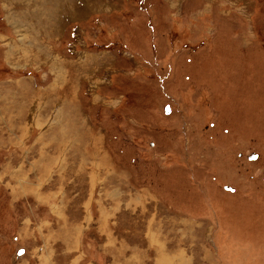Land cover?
<instances>
[{
    "label": "rangeland",
    "instance_id": "1",
    "mask_svg": "<svg viewBox=\"0 0 264 264\" xmlns=\"http://www.w3.org/2000/svg\"><path fill=\"white\" fill-rule=\"evenodd\" d=\"M0 264H264V0H0Z\"/></svg>",
    "mask_w": 264,
    "mask_h": 264
},
{
    "label": "crops",
    "instance_id": "2",
    "mask_svg": "<svg viewBox=\"0 0 264 264\" xmlns=\"http://www.w3.org/2000/svg\"><path fill=\"white\" fill-rule=\"evenodd\" d=\"M43 152H44V154L42 155V158H43V160H44V159H46V155H48V154H47L48 152H45L44 150H43Z\"/></svg>",
    "mask_w": 264,
    "mask_h": 264
},
{
    "label": "water",
    "instance_id": "3",
    "mask_svg": "<svg viewBox=\"0 0 264 264\" xmlns=\"http://www.w3.org/2000/svg\"><path fill=\"white\" fill-rule=\"evenodd\" d=\"M252 158L256 157L254 154L251 156Z\"/></svg>",
    "mask_w": 264,
    "mask_h": 264
}]
</instances>
